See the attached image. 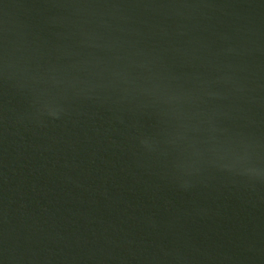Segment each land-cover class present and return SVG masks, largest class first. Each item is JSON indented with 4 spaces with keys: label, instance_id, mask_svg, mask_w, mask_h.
<instances>
[{
    "label": "water",
    "instance_id": "95a60500",
    "mask_svg": "<svg viewBox=\"0 0 264 264\" xmlns=\"http://www.w3.org/2000/svg\"><path fill=\"white\" fill-rule=\"evenodd\" d=\"M0 264H264V0H0Z\"/></svg>",
    "mask_w": 264,
    "mask_h": 264
}]
</instances>
